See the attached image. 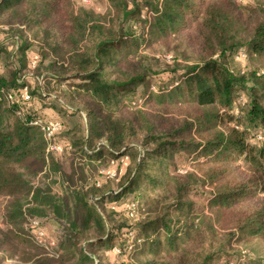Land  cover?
Listing matches in <instances>:
<instances>
[{
  "label": "trees",
  "instance_id": "16d2710c",
  "mask_svg": "<svg viewBox=\"0 0 264 264\" xmlns=\"http://www.w3.org/2000/svg\"><path fill=\"white\" fill-rule=\"evenodd\" d=\"M108 1L100 15L60 0H0V25L12 39L24 30L32 39L13 50L0 45V109L11 117L5 123L0 114V196H29L26 209L17 202L2 211L8 228L0 232V251L22 264H101L102 251L117 264H213L221 256L262 264L242 248L229 256L233 240L264 246V0L237 9L232 0ZM126 25L137 29L127 34ZM29 45L38 50L37 71L48 62L53 97L40 88L35 97L24 84L18 66ZM142 46L166 49L172 63L152 72ZM238 53L243 64L235 69L227 59ZM24 87L29 102L20 98ZM34 101L84 121L81 131L60 121L63 152L46 154L42 133L28 124L43 118L31 110ZM137 141L143 150L132 162ZM83 158L98 160L91 184L77 183L83 174L75 160ZM48 163L63 176L61 195L27 179ZM46 210L62 225L61 236L49 238L40 215ZM10 211L25 222L37 219L53 245L12 228Z\"/></svg>",
  "mask_w": 264,
  "mask_h": 264
},
{
  "label": "rangeland",
  "instance_id": "374dc122",
  "mask_svg": "<svg viewBox=\"0 0 264 264\" xmlns=\"http://www.w3.org/2000/svg\"><path fill=\"white\" fill-rule=\"evenodd\" d=\"M60 2H61L62 6L68 5L73 11H77L78 9H81V8L82 9H89V10H92L94 13L100 14V15L107 12L109 10V5H110L108 0H92L90 5H84L83 3H81V0H60ZM253 2H254V0H232V4L236 9L240 5L253 4ZM127 3L129 5H131L130 0H127ZM141 14H142L141 18H147V10L143 9ZM5 19H6V17H4V20ZM136 29L137 28L135 25H132V26L126 25L125 26V30H126L125 32L127 34L131 33L132 31H134ZM142 30L143 29L139 30L138 33L140 34ZM27 34H29L31 36L30 32L26 30V33L22 32V37H25V38L28 37ZM7 46H8V48H10V50H13V48L15 47V44H14V42H8ZM34 50L36 51L35 47H34ZM139 53L142 56V58L144 59V65L149 67L152 70V72H160L163 70V68L166 65H169L172 63V58H173L172 53L167 51L166 49L159 47V46L151 48V49H147V48H144V46H142V48L139 49ZM229 59H227L228 60L227 62L230 66H233L235 69L242 67L243 63L242 62L239 63L238 62L239 59L236 58L233 61H231ZM32 61L36 62L37 59L33 58V59L29 60L28 58L25 57L24 61L21 60L20 66L16 65V67L18 66L20 68L19 73L24 74V76H25L24 77L25 78L24 84L28 85L29 89H31L32 95L35 97L40 96L39 88L42 89V91L45 95H53V94L56 95L58 92V89L56 87L57 82H53V79L50 77L47 70H45V67L48 64L47 60H45L42 64V66L39 67L40 68L39 71H37L36 68L30 67V63ZM16 64H17V62H16ZM37 64H38V61H37ZM248 65H249V67L253 66L252 62H250V61H248ZM158 74H160V73H158ZM142 89H143L142 86H139L137 89V93H135L134 95H139L142 92ZM62 93L63 94L60 96L64 100L66 98L70 99V94L68 92L67 93L62 92ZM69 103H71L70 105L75 107V108H78V109L81 108L80 106L78 107V106L74 105L72 101L71 102L69 101ZM0 110H1L0 114H1V116H3L5 123H8V121L11 119L9 111L6 108L0 109ZM65 119L67 120L69 126H77L76 128L79 131L84 129V121L82 120V118L78 114H66ZM2 123H4V121H2ZM223 127H228V123H225L224 126H222V125L219 126V128H221V129H223ZM133 146H135V148H132V151H131L132 162H133V160H135L136 156L139 153H141L143 150V149H141V147H139L140 141L135 142ZM122 164H123V162H122ZM186 168H187V166H186ZM178 171L181 172L182 169H179ZM91 175H92L91 173H89V175L83 174V177L79 178V180L81 182H85V183L87 182L88 184L93 183L94 181H92V179L88 180V181L86 179L83 181L84 176L90 177ZM80 176H82V174L80 172H78V177H80ZM94 177L97 178L98 174L96 173ZM103 177H106V176L103 174ZM107 178H104L103 180H105ZM27 179L31 180L30 182L33 181V179H30L28 176H27ZM143 180H144V178H139L137 180L136 186L141 185ZM62 189L63 188H59V186L55 187L56 192H60V190L63 191ZM136 189H139V188H136ZM260 196L264 197V191L260 194ZM28 198H29V196L25 197L24 194L16 196V199L15 198L12 199V198H9L7 196H0V232L7 231V228H8L7 224L5 223V220L3 218V215H2V211L4 210L5 206L9 205V207L13 208L15 206V203L20 202L22 205L21 208H23L24 205H26L25 203L27 202ZM24 209H26V208L24 207ZM47 211L48 210H46L45 212H42L40 215H43L41 218L44 220L43 222L45 224L46 230L48 231L47 233L49 234L48 235L49 238H56L57 236H61V234H62L61 232L63 230L62 225L54 222L53 220H51L49 218H46V212ZM10 212L11 213L8 212L9 215L7 218V222L12 225V228H15L18 231L20 230V232L22 231L24 234H26L28 236V238L32 242H34V240L31 238V235H30L29 230L27 228V225H26L27 222H25L24 216H22V215L19 216L17 213H15V211H10ZM26 214L29 215L27 212H26ZM36 216H39V212L36 214ZM115 223H116V225L121 226L123 224L122 216H119L116 219ZM233 245L235 246V250L232 252V254L229 257L236 255L237 249L242 248V249H245L247 251L248 257H252L254 259L256 258L257 260H260L262 262V264H264V246L262 244L258 243L255 240L247 241L244 239H241V240L238 239V240H233ZM233 245H232V247H233ZM6 247H9V246L5 245L3 248H6ZM41 252H43L42 249H41ZM99 253L102 254V259H103V262L101 264H117V262L119 263L121 261V260H119V258L113 259V256L110 255L111 252H108L107 255L103 251L99 252ZM108 255H109L110 259L107 258ZM223 259H226V258H224V256L218 257L214 261L213 264H220L221 261H224ZM0 264H22V263L21 262L19 263L17 258L16 259L12 258L10 256L9 252L3 253L2 251H0Z\"/></svg>",
  "mask_w": 264,
  "mask_h": 264
},
{
  "label": "crops",
  "instance_id": "0c3cea01",
  "mask_svg": "<svg viewBox=\"0 0 264 264\" xmlns=\"http://www.w3.org/2000/svg\"><path fill=\"white\" fill-rule=\"evenodd\" d=\"M20 29L22 28V26H18ZM7 30H1L0 31V45H5L7 48V43L10 42L11 40H15L14 44H15V49L18 47V44H21L23 41L27 40L29 44H32V39L31 36L29 34H27L28 37H22V39H18L16 36H13V39L11 37V35L9 33L6 32ZM23 32L26 33V30H24ZM10 50V48H9ZM25 54H26V58L30 59H37V57H39L38 55V50L36 49V51L34 50V45H29L26 49H25ZM0 75L1 76H6V73L4 72V66L1 63V59H0ZM49 97H53V95H48ZM47 98V99H48ZM60 105L58 104L57 107H59ZM32 111H35V113H37L38 115H41L43 118H45L47 121H61L64 123L65 128L67 130V128H69L68 122L65 119V114H64V110H60L58 108L55 107H51L49 105L44 106L42 104V102L39 101H34L32 104ZM64 157L60 156L58 157V159H63ZM75 161H78V165L81 167H78V171H80L82 174L84 175H89V173H91L92 175L89 177L84 176L83 181L87 179L91 180V179H95V170L96 168L99 167L98 164V160L96 161H92L89 160L88 158H83V159H76ZM100 161V160H99ZM123 164L121 166V173L124 170V167L129 163V160L123 159ZM111 170V171H110ZM109 171L112 172V168H109ZM89 172V173H88ZM32 185H36V186H48L51 189L52 194L55 195H61V193H63V191L60 190V192H56L55 187L59 186V188H63L62 190L65 189V182L63 180V176L60 174V172L58 171H54L52 170L50 164H47V168L45 169V171L39 175H37L33 181H32ZM78 184H85V182L78 181ZM86 184H88L86 182ZM91 184V183H90Z\"/></svg>",
  "mask_w": 264,
  "mask_h": 264
},
{
  "label": "built area",
  "instance_id": "2783aa9c",
  "mask_svg": "<svg viewBox=\"0 0 264 264\" xmlns=\"http://www.w3.org/2000/svg\"><path fill=\"white\" fill-rule=\"evenodd\" d=\"M92 0H81V3L84 5H90ZM6 26L0 25V31L6 30ZM243 57L242 53H238L235 58L239 59ZM35 61H32L30 63V67H35ZM18 84H21V79L17 80ZM0 93H3L2 90H0ZM6 100L11 103L14 101L15 96L11 92H7L5 94ZM20 98L25 101L29 102L31 100V97L29 93L27 92V88H22V92L20 94ZM29 125L37 128L43 135L44 140L46 142V154L50 153H61L65 148H68V146L62 145L63 142L60 141L59 136L61 134L62 130V124L60 121H47L44 118H36L28 122ZM260 135H258V139H260ZM114 174H109L108 177H113ZM99 182H97V185ZM27 228L30 231V233L33 235L35 242L38 245H41L43 247H51L53 245V241L47 242L46 236H45V230L41 226L40 222L37 219H29L27 220ZM221 264H234L232 262L223 261Z\"/></svg>",
  "mask_w": 264,
  "mask_h": 264
}]
</instances>
